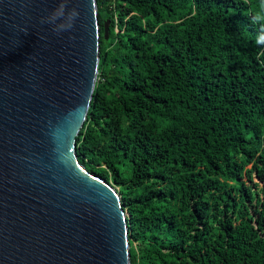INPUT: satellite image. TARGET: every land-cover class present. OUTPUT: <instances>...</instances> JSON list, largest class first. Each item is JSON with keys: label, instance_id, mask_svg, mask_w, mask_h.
<instances>
[{"label": "trees", "instance_id": "obj_1", "mask_svg": "<svg viewBox=\"0 0 264 264\" xmlns=\"http://www.w3.org/2000/svg\"><path fill=\"white\" fill-rule=\"evenodd\" d=\"M96 3L75 149L119 192L130 264H264V0Z\"/></svg>", "mask_w": 264, "mask_h": 264}, {"label": "water", "instance_id": "obj_2", "mask_svg": "<svg viewBox=\"0 0 264 264\" xmlns=\"http://www.w3.org/2000/svg\"><path fill=\"white\" fill-rule=\"evenodd\" d=\"M98 60L96 0H0V264H130L119 192L75 149Z\"/></svg>", "mask_w": 264, "mask_h": 264}, {"label": "clouds", "instance_id": "obj_3", "mask_svg": "<svg viewBox=\"0 0 264 264\" xmlns=\"http://www.w3.org/2000/svg\"><path fill=\"white\" fill-rule=\"evenodd\" d=\"M61 7L63 8L64 5H61ZM78 15V13L76 12V10H72L70 13V20L73 19V17H76ZM69 27H71V24L69 25Z\"/></svg>", "mask_w": 264, "mask_h": 264}, {"label": "built area", "instance_id": "obj_4", "mask_svg": "<svg viewBox=\"0 0 264 264\" xmlns=\"http://www.w3.org/2000/svg\"><path fill=\"white\" fill-rule=\"evenodd\" d=\"M115 20H116V16H114ZM116 27V26H115ZM116 29V28H115Z\"/></svg>", "mask_w": 264, "mask_h": 264}]
</instances>
